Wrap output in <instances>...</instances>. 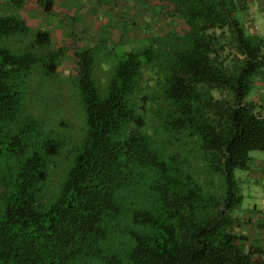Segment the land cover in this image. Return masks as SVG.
<instances>
[{
	"label": "trees",
	"instance_id": "1",
	"mask_svg": "<svg viewBox=\"0 0 264 264\" xmlns=\"http://www.w3.org/2000/svg\"><path fill=\"white\" fill-rule=\"evenodd\" d=\"M36 1L52 15L54 0ZM239 1L154 0L174 21L154 35L131 18L144 37L103 83L108 40L68 50L20 14L25 1L0 0V264H264L238 233L249 221L234 172L264 152L251 97L264 36L246 31ZM68 52L80 133L49 190L62 143L27 102L44 94L31 93L37 74L38 91L52 88Z\"/></svg>",
	"mask_w": 264,
	"mask_h": 264
},
{
	"label": "rangeland",
	"instance_id": "2",
	"mask_svg": "<svg viewBox=\"0 0 264 264\" xmlns=\"http://www.w3.org/2000/svg\"><path fill=\"white\" fill-rule=\"evenodd\" d=\"M23 1L26 3L24 8L20 11V14L28 19L29 24L33 28L45 29L50 32L57 45H61L70 50L73 49L75 45H78V40H83L82 44L88 47L90 43L96 42L99 39L108 40L107 49L112 51L114 55L112 54L109 58H106L100 67L98 65L100 69H97V78L103 83L107 79L109 67L113 66L117 60L116 56H121L122 52H129L132 49L138 48L144 37V32H152L154 35H161L162 25L174 21L169 15H159L161 11L160 8L156 7V9H154L151 5L154 4V0H141L140 2L139 0H135V4L131 3V0H72V3L77 5L76 8H78V6L80 8L82 5L81 8L83 9L80 10L82 14L86 11L85 6H93L92 11L88 15H80V17L79 15H73L74 13L71 15H68V13L67 15L59 13L58 15L47 16L44 9L37 4L36 0ZM116 1H118L117 4ZM54 2L55 5H57L56 11L58 12L62 9V6H59L60 0H54ZM136 2L139 3L136 5ZM125 3L134 6L133 9L130 8V11L125 10ZM107 4H109L108 7H110L112 11H107ZM113 4L117 6V8H114ZM148 5L149 8H153L155 11L147 15H141L145 12ZM58 6L60 8H58ZM141 6H143L142 11L136 15L141 17V19L128 15V13L140 9ZM72 8L73 5L71 9ZM63 11L67 12L66 9ZM115 11L119 15H113ZM57 12L55 13L57 14ZM151 16L153 18H151ZM238 17L240 18L241 24L246 25L247 32H250L249 29L257 32V26L249 27L248 21L245 20L244 15H238ZM131 18H133L138 25H141L142 28H144L145 24H150V29L145 31L143 29L144 32L141 29V31L134 33L132 31ZM255 21L257 22V19L253 20L254 23ZM174 25L176 29L181 28L179 21L175 22ZM72 33H74V36ZM129 39L130 41L126 44L125 42ZM124 44L125 46H122ZM57 73L58 77L53 81L52 88L46 89V92L45 90H41V92L38 91V87L43 81L37 74L34 80V84L36 83L35 88L31 93L32 95L34 93L33 96L37 99H39L42 92H44V94L42 98L39 99L38 103L32 102L29 98L27 102L29 114L39 121L42 126V131L58 136L62 143L59 155L53 159V166L48 181L49 190L54 189L61 182V177L66 168L68 159L72 154V147L77 143L80 133V121L78 117L80 110L79 107L76 106L73 87L69 89L70 86L66 84L69 83L67 82L68 80L70 81L76 75L69 52L58 68ZM147 78L148 75L145 73L144 79ZM59 82L62 83V88H58ZM255 94L256 89L251 93V97L255 96ZM40 102L42 104H40ZM249 156L251 158V173L250 171L243 172L239 170L234 172L237 179L243 180V182H240L238 185L243 196V201L238 210L240 213L239 216L244 213L254 215L253 207L256 206L257 210V205L259 206L260 203L258 200L264 197V180L263 182H256L257 174L253 173L257 172V164L262 160L264 161V152L254 151L251 152Z\"/></svg>",
	"mask_w": 264,
	"mask_h": 264
},
{
	"label": "crops",
	"instance_id": "3",
	"mask_svg": "<svg viewBox=\"0 0 264 264\" xmlns=\"http://www.w3.org/2000/svg\"><path fill=\"white\" fill-rule=\"evenodd\" d=\"M140 1L141 0H139V2ZM117 2L118 1H116V4ZM130 2L135 4V0H131ZM139 2H136V5ZM59 4H60L59 6H62V9H60L57 12L56 11L57 5H55L54 8L52 9L53 10L51 13L52 15H58L59 13L64 15H67L68 13V15H71L72 13H74L73 15H79L80 17V15H88L92 11V7H93L92 5L89 7L85 6L86 8L85 7L84 8L86 11L83 12L84 14H82L80 12V10L83 9L81 8L82 5L80 8L79 6L78 8H76L77 5H75V3H72V0H60ZM125 4L126 6L124 9L127 11H130V8L133 9L134 7L130 4L127 3ZM72 5L73 8L71 9ZM151 5L154 9H156V7H154V4ZM59 6L58 8H60ZM108 6L109 4H107V11L108 10L112 11V9ZM113 6L114 8H117V6H115L114 4ZM153 8H149L148 5L147 9L145 10V12H143V14L147 15L148 13L154 12L155 10ZM237 8L239 11L238 15H244L245 20L248 21V24L251 25V27L255 25L257 26V32H256L257 35L264 36V0H240L237 3ZM65 9L67 10V12L63 11ZM142 9L143 6H141L140 9H137L135 11L132 10L133 12L128 13V15H137L140 11H142ZM55 12H57V14ZM159 13H161L162 15H167L166 13L163 14V11H160ZM113 15H119V14H117L115 11L113 12ZM256 19L257 22L255 21L254 23L253 20ZM256 86H257V90L255 96H253V99L254 101H256L258 107H262L260 111H261V115H264V80L258 81ZM263 180H264V161L262 160L257 164V182H263ZM258 202L260 203L259 206L257 205V210H256V206L253 207L254 215L247 213L245 216L249 222L238 229V233L246 237L247 239L246 245L255 247L261 252L260 254H257V256H254L255 261L264 260V197L259 199Z\"/></svg>",
	"mask_w": 264,
	"mask_h": 264
},
{
	"label": "built area",
	"instance_id": "4",
	"mask_svg": "<svg viewBox=\"0 0 264 264\" xmlns=\"http://www.w3.org/2000/svg\"><path fill=\"white\" fill-rule=\"evenodd\" d=\"M264 117V116H263Z\"/></svg>",
	"mask_w": 264,
	"mask_h": 264
}]
</instances>
